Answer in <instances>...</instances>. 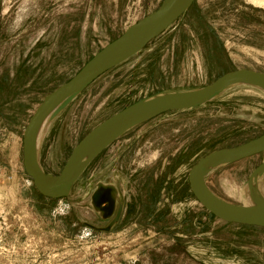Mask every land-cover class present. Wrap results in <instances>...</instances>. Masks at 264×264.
Returning <instances> with one entry per match:
<instances>
[{"label":"rangeland","instance_id":"1","mask_svg":"<svg viewBox=\"0 0 264 264\" xmlns=\"http://www.w3.org/2000/svg\"><path fill=\"white\" fill-rule=\"evenodd\" d=\"M162 2L0 0V264H264V227L219 219L189 188L198 159L264 133L260 87L236 84L210 102L132 127L89 162L67 197L43 196L23 167L25 125L44 97ZM239 68L264 72V7L194 0L163 34L61 108L40 163L59 174L75 145L124 107L204 87ZM263 158L217 167L207 184L243 205ZM157 181L155 214L146 217ZM109 184L120 193L104 218L92 194Z\"/></svg>","mask_w":264,"mask_h":264},{"label":"water","instance_id":"2","mask_svg":"<svg viewBox=\"0 0 264 264\" xmlns=\"http://www.w3.org/2000/svg\"><path fill=\"white\" fill-rule=\"evenodd\" d=\"M193 1L163 0L155 11L128 26L120 36L99 50L72 78L44 97L25 125L22 152L23 167L43 196L51 199L67 197L79 174L102 149L119 135L144 121L167 112L192 109L210 102L229 85L252 83L264 89V72L239 68L222 74L201 88L162 93L142 99L124 107L92 128L72 149L59 174L44 170L40 163L36 138L45 117L60 103H63L62 107L68 104L101 75L142 51L154 38L169 29ZM263 152L264 133L237 146L213 150L198 159L190 169L189 188L199 203L219 219L241 226L264 227V206H246L226 201L219 197L206 181L213 169ZM116 194L117 189L111 184L104 187L100 185L92 194L93 205L101 210L104 218L113 214L117 203ZM120 212L121 207L118 209L117 218Z\"/></svg>","mask_w":264,"mask_h":264},{"label":"bare ground","instance_id":"3","mask_svg":"<svg viewBox=\"0 0 264 264\" xmlns=\"http://www.w3.org/2000/svg\"><path fill=\"white\" fill-rule=\"evenodd\" d=\"M247 1L255 6L264 7V0H247ZM252 85L260 87L255 84H252ZM230 86H233V85H229L225 87L224 89ZM62 105L63 103H60V105H57L42 121L41 126L38 131L37 138H36L38 150L40 149L41 143L43 139L45 138L46 133L49 129V126H50L49 124H51L56 114L60 111ZM82 168L80 170H82ZM244 205L256 206V207L264 206V158H263L261 165L253 172V175L251 176L250 180L246 184V187L244 190Z\"/></svg>","mask_w":264,"mask_h":264},{"label":"trees","instance_id":"4","mask_svg":"<svg viewBox=\"0 0 264 264\" xmlns=\"http://www.w3.org/2000/svg\"><path fill=\"white\" fill-rule=\"evenodd\" d=\"M151 178H148V183L151 182ZM164 183V181L162 182ZM154 185H155V192L154 194H152V200H150V204L148 205H145V208L147 209L146 210V217H151L155 214V205H156V200L159 198V195H160V191H161V188H162V185H159V182H154Z\"/></svg>","mask_w":264,"mask_h":264},{"label":"crops","instance_id":"5","mask_svg":"<svg viewBox=\"0 0 264 264\" xmlns=\"http://www.w3.org/2000/svg\"><path fill=\"white\" fill-rule=\"evenodd\" d=\"M114 186L116 187L118 194L120 193L119 188L117 187V185L114 184ZM117 203H118V199H117Z\"/></svg>","mask_w":264,"mask_h":264}]
</instances>
